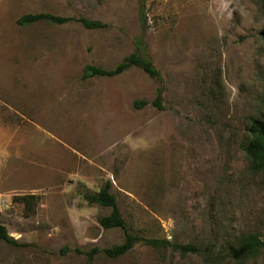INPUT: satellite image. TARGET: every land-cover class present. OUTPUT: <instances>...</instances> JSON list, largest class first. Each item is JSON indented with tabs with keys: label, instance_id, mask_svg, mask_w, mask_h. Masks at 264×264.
<instances>
[{
	"label": "rangeland",
	"instance_id": "rangeland-1",
	"mask_svg": "<svg viewBox=\"0 0 264 264\" xmlns=\"http://www.w3.org/2000/svg\"><path fill=\"white\" fill-rule=\"evenodd\" d=\"M40 12L105 26L18 23ZM139 49L162 81L136 66L83 79ZM254 116L264 0H0V224L18 241L0 240V264H241L215 256L243 234L264 239V172L241 149ZM108 180L131 231L170 246L106 255L125 233L102 227L111 209L84 193ZM29 194L34 213L16 199ZM188 243L213 253L176 248Z\"/></svg>",
	"mask_w": 264,
	"mask_h": 264
},
{
	"label": "trees",
	"instance_id": "trees-1",
	"mask_svg": "<svg viewBox=\"0 0 264 264\" xmlns=\"http://www.w3.org/2000/svg\"><path fill=\"white\" fill-rule=\"evenodd\" d=\"M41 21L56 24H66L70 21H78L82 23L84 27L89 29H98L105 26V24L100 20H94L87 17L61 16L48 12L25 14L19 18L18 23L26 26ZM133 66L141 68L153 78L160 81L163 80L161 72L156 68L153 61L143 51H140V49L127 56L121 63L112 69L88 64L84 69L83 79L95 76L115 77L124 73ZM163 93V88L159 87L157 90V96L152 101L153 105L161 109L163 108ZM149 103L150 102L148 101H136L137 107ZM247 130L248 136L244 142H242L241 149L245 153L246 158L250 161V170L252 172H264V118L255 116L251 117L247 125ZM84 196L90 204H99L111 209L109 214L100 217L99 223L102 227L105 229L121 228L125 233L124 242L104 250L107 256L111 258L123 256L130 252L139 243H144L155 248H165L170 246V241L166 238H145L131 231L120 209L118 197L113 192V182L111 180H108L98 191L85 192ZM16 199L24 203L25 209L28 212L34 213L40 196L36 194H29L17 196ZM0 240H3L8 244H18V241L10 235L7 227L3 224H0ZM176 248L180 250L182 254H199L203 251H206L209 254L213 253L211 248H209V250H202L197 244L193 243L178 244ZM218 253L219 254L215 257L219 258V260L229 258L241 264L249 261L250 259H256L261 255L263 257V262L261 264H264V239L255 232L243 234L236 245L228 243L224 246V251L221 250ZM92 257L93 256L90 255L86 264L90 263Z\"/></svg>",
	"mask_w": 264,
	"mask_h": 264
},
{
	"label": "built area",
	"instance_id": "built-area-1",
	"mask_svg": "<svg viewBox=\"0 0 264 264\" xmlns=\"http://www.w3.org/2000/svg\"><path fill=\"white\" fill-rule=\"evenodd\" d=\"M7 199H5V198H0V209L4 206V205H6L7 204Z\"/></svg>",
	"mask_w": 264,
	"mask_h": 264
}]
</instances>
